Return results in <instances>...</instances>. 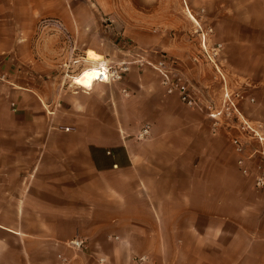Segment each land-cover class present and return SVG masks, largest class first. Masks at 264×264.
<instances>
[{"label": "crops", "instance_id": "obj_1", "mask_svg": "<svg viewBox=\"0 0 264 264\" xmlns=\"http://www.w3.org/2000/svg\"><path fill=\"white\" fill-rule=\"evenodd\" d=\"M187 9L223 44L241 112L264 111V0H0V264H264V188L204 106L166 92L154 66L164 52L183 73L197 50ZM102 62L129 69L73 83ZM190 82L202 104L222 103L224 85Z\"/></svg>", "mask_w": 264, "mask_h": 264}, {"label": "built area", "instance_id": "obj_2", "mask_svg": "<svg viewBox=\"0 0 264 264\" xmlns=\"http://www.w3.org/2000/svg\"><path fill=\"white\" fill-rule=\"evenodd\" d=\"M187 12L194 22L195 26L193 28V33L196 35L197 39V50L193 54L192 59L197 63H210L216 76L222 80L224 85L226 78L221 64L223 44L213 40L214 30L212 26L197 22L189 9H187ZM40 23L42 27H50L56 31L65 32L63 25L56 18H43L40 20ZM65 35L66 39H69L68 35ZM174 63L175 61L169 58L164 52L160 53V58L154 63L155 68L158 69L162 75L161 83L166 92H176L180 101L186 106L196 107L199 104L203 105L211 118V131L213 133H219L221 127L224 129L231 126L236 128L239 131L238 134L230 135L229 140L237 156V165L242 174L252 179L254 187L258 189L264 188V124L259 121L248 120L243 116L238 104L239 101L245 97L244 94L239 90L228 89V87L224 85L226 90L224 99L220 105H213L210 103L202 104L195 96L191 82L183 73L174 67ZM93 66L96 67V74L93 77L92 83L95 81H121L129 69L128 65L124 63L108 64L102 62ZM82 71L83 70L79 73ZM5 81H7L5 73L0 69V83ZM91 85L79 86L89 89ZM123 92L125 94L128 93L125 89H123ZM250 100L252 101L253 99ZM149 131V123H144L136 133L135 138L137 140L144 139L149 134ZM252 141L256 144L251 145ZM253 157L259 159L257 163L251 161ZM68 243L75 249H82L85 246V240L81 238H74ZM62 260L64 261L63 258ZM98 261L101 264H108L104 257H99ZM132 263L151 264V259L147 254H138L132 257Z\"/></svg>", "mask_w": 264, "mask_h": 264}, {"label": "rangeland", "instance_id": "obj_3", "mask_svg": "<svg viewBox=\"0 0 264 264\" xmlns=\"http://www.w3.org/2000/svg\"><path fill=\"white\" fill-rule=\"evenodd\" d=\"M151 3H148V4H151ZM142 10H145V11L142 12ZM142 10H141V13H140V17L141 18L144 17V16L145 17L147 16L146 9H142ZM147 11H149V10H147ZM189 18H190V16H189ZM106 21L110 22V20H108V19ZM106 21H103V22L105 23ZM150 32L156 33L157 35L162 33V37L170 38V39H171V37H174V36H176V34L179 33V31L176 30L175 28L167 29V30L165 29V31H162V30H160L158 28L156 31H152L151 30ZM190 35L192 37L196 36L194 33H191V32H190ZM194 41L197 42V39L195 38ZM154 49L158 50V52L162 51V49L159 48V47H154ZM195 51L193 53H195ZM192 56L193 55H192L191 51H189L188 54H186V56L179 62V67L182 70L183 74L186 76V78L188 80L194 82L195 84H201V82L212 83L214 88L216 87L217 89H220V87H222L221 85H223V82H222V80L219 77L215 78V75H214V72H213V67L210 64L206 63V62H201V63L195 62L192 59ZM221 64L223 66L224 63H221ZM226 80H227V84L228 85L230 84L231 86H233L234 89H241L240 86H238V84L235 82V79L227 77ZM245 110H246L245 113L248 116V117H246L242 113L245 118H247L248 120H251V121H259L262 124H264V122H262L261 120H254V119H256V115L264 116V111L254 109V105H252V106L248 105V108L245 109ZM233 120H235V119H233ZM230 122H232V121H230ZM238 132L239 131L236 128L232 127V126L226 128V129L221 127V130L219 131V133H221L224 137H226V139H228V141H230L229 140L230 135L238 134ZM255 144L256 143H254L253 141L251 142V145H255ZM231 149H232V146H231ZM232 151H233V149H232ZM258 160L259 159L257 157H253L251 161H254V163H257Z\"/></svg>", "mask_w": 264, "mask_h": 264}, {"label": "bare ground", "instance_id": "obj_4", "mask_svg": "<svg viewBox=\"0 0 264 264\" xmlns=\"http://www.w3.org/2000/svg\"><path fill=\"white\" fill-rule=\"evenodd\" d=\"M96 52L95 51H88L87 53V59L89 60H100L101 58H96ZM96 67L94 66H90L87 67L85 69H83V71L81 73H79L78 75L74 76L73 78V83L77 84V85H82V86H89L92 83L93 77L96 74L95 72Z\"/></svg>", "mask_w": 264, "mask_h": 264}]
</instances>
